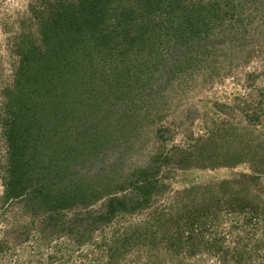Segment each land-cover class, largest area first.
I'll return each instance as SVG.
<instances>
[{
	"label": "rangeland",
	"instance_id": "374dc122",
	"mask_svg": "<svg viewBox=\"0 0 264 264\" xmlns=\"http://www.w3.org/2000/svg\"><path fill=\"white\" fill-rule=\"evenodd\" d=\"M181 1L0 0V264H264V0Z\"/></svg>",
	"mask_w": 264,
	"mask_h": 264
},
{
	"label": "trees",
	"instance_id": "16d2710c",
	"mask_svg": "<svg viewBox=\"0 0 264 264\" xmlns=\"http://www.w3.org/2000/svg\"><path fill=\"white\" fill-rule=\"evenodd\" d=\"M93 4H91V9L89 10V13L87 15V17L89 18V22L90 24H87L91 27H87L92 31V34L97 36V37H102V35L104 34L105 31V27H107L108 22H107V2L106 0H93ZM171 1V0H170ZM185 0L181 1L184 2ZM190 5H194L195 1H193V3H191V0H189ZM111 3V0H110ZM109 14V13H108ZM110 18V15H109ZM128 33H130V30L128 31ZM80 51V49H79ZM47 79V77L45 78ZM44 85V81H42V83L39 84ZM43 90V89H39ZM18 113L19 110L17 111ZM2 131H3V135L5 136V131L3 130V126H1ZM25 130V133H27L28 131V125L27 123H22L21 126V131ZM12 135H10V137L8 136V141L10 143H8V146L6 145V182L4 183V192L6 193V195H10L12 194V192H23L25 190H27L29 193H33L34 191H38L39 188H42L44 186V184H41V181H39V183L33 184V183H29L27 181L24 180L25 177V172L20 171V169L18 168L17 165V158H18V150L16 148V144L13 143L12 139H11ZM8 149V150H7ZM9 151V153H8ZM21 182V183H20ZM19 185V186H17ZM21 185V187H20ZM20 188V189H19ZM19 189V191H18ZM17 193H14L17 194ZM236 202V203H235ZM248 206L249 204L246 203ZM230 204H228L229 206ZM235 207L237 208L238 212H239V203H237V201H234V203L232 205L229 206V209L232 211V208ZM246 209V207L244 206V210ZM246 218H244V222L248 223L249 220H252L251 217L254 216V213H249ZM254 218V217H253ZM256 218V217H255Z\"/></svg>",
	"mask_w": 264,
	"mask_h": 264
}]
</instances>
